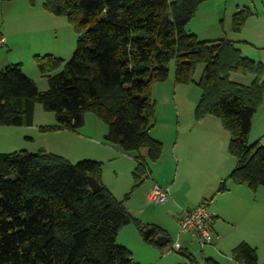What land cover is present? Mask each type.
Listing matches in <instances>:
<instances>
[{"label":"trees","instance_id":"16d2710c","mask_svg":"<svg viewBox=\"0 0 264 264\" xmlns=\"http://www.w3.org/2000/svg\"><path fill=\"white\" fill-rule=\"evenodd\" d=\"M208 1L45 0L47 13L72 25L75 52L66 63L36 56V68L47 81L44 92L19 64L0 71V127L31 126L35 104L54 115L55 125L40 127L47 133L77 132L85 114H92L106 125L103 142L132 156L133 184L119 201L102 184L100 162L70 164L43 151L1 153L0 264H134L129 250L116 242L128 225L145 243L156 246L155 237L164 232L142 225L125 202L149 177L147 162H156L162 153L161 143L149 135L154 113L150 91L167 81L172 60L173 83L200 90L194 120L216 118L228 133L227 152L235 168L227 181L252 192L264 186V148L247 142L264 97V67L243 57L224 35L207 42L185 31ZM252 15L247 8L237 9L231 31L239 33ZM200 64L203 71L196 82L193 75ZM232 73L251 75L253 81L248 86L232 82ZM89 178L98 183L99 192L91 191ZM226 191L222 182L216 192ZM147 227L154 232L144 239ZM177 253L184 264H199L187 250ZM230 258L237 264H257L255 250L245 243L237 245ZM202 264L217 263L203 259Z\"/></svg>","mask_w":264,"mask_h":264},{"label":"rangeland","instance_id":"374dc122","mask_svg":"<svg viewBox=\"0 0 264 264\" xmlns=\"http://www.w3.org/2000/svg\"><path fill=\"white\" fill-rule=\"evenodd\" d=\"M44 2L45 0L0 1V36L5 39L4 45L0 47V71L7 65L19 64L22 72L33 79L39 92L47 89V81L36 68V56L50 55L66 63L75 52L77 40V34L72 25L64 17L47 13L43 7ZM200 7L185 29L186 32L188 29L197 32L199 41H215L213 38H220L223 34L233 40H244L237 43L242 56L264 67V0H210ZM236 8H247L253 14L238 34L231 31V19ZM174 68L175 60H172L168 64V79L173 78ZM202 71L203 65H197L193 75L194 81L199 80ZM58 72L59 70L50 75ZM230 80L248 86L253 81V76L232 73ZM168 85H170L169 82ZM181 87L183 92L177 94L176 102L171 88L165 91L159 88L151 95L154 113L153 126L149 135L153 140L161 143L162 153L156 162H147L151 177H148L142 185L144 190H149L153 187L152 182L157 183L156 186L169 190L171 199L164 205H155L150 202L148 211L145 212L148 217L145 218L155 220L167 228L170 243L164 247L163 253L175 255L179 259V263L176 264H184L185 260L177 251L171 250V245L177 242L178 235V229L175 235L170 231L175 230L171 227L173 223L171 217H175L179 210H184L188 204L195 202H199V205L206 204L208 213L210 209L215 216L222 217L215 220L214 227L220 239L219 245L215 241L211 246L201 250L196 240L189 235L178 237L179 246L187 247L188 253L199 264H202L203 259L213 258L211 257L212 249L217 257H226L231 248L241 243L253 248L256 255L259 254L262 258L264 256V186L252 192L246 185L232 186L227 181L228 175L235 168V160L227 152L229 136L220 121L212 118L221 125L220 136L215 144V151L203 156L200 163L189 157V161L184 162L179 156L178 149L176 157L173 155L172 148L176 139L179 136L181 140L185 134L183 133V125L186 128L185 121L188 120L190 126L193 119L192 109L188 110L186 116V105H190L193 100L198 102L201 94L196 86ZM34 106L33 126L23 128L25 131L20 132L22 137L29 136L33 142L27 141V145L23 144L26 149H16L17 152L26 150L25 152L34 154L40 146H43V140H46L51 150H54L56 146L58 149L55 150L62 152L64 156L62 158L70 164L84 160L100 162L102 184L107 189H113L115 199L120 201L126 192L127 194L130 192L133 184L132 171L136 164L134 168L132 167L133 169H130L131 160L118 158L115 154L104 150L103 146L106 147L107 144L103 142L102 131L98 127L105 129L106 132L105 124L94 115L87 113L84 116L85 125L77 132H45L46 136H44L39 132L40 126L55 125L54 115L45 112L39 104ZM177 112L181 117L179 128ZM250 131L247 138L248 145L258 143L264 148V97L252 117ZM88 136L92 138V142H97V145L86 142L85 138ZM127 157L130 159L132 156ZM216 174L222 178L220 183L225 182L226 192L218 193L217 190L214 191L215 187L214 189L204 188V182H210L212 176ZM142 185L139 190L140 197L143 193ZM181 251L184 250L181 249Z\"/></svg>","mask_w":264,"mask_h":264},{"label":"crops","instance_id":"0c3cea01","mask_svg":"<svg viewBox=\"0 0 264 264\" xmlns=\"http://www.w3.org/2000/svg\"><path fill=\"white\" fill-rule=\"evenodd\" d=\"M199 8H201V7H199ZM237 9L238 8H236V10ZM198 10H200V9H198ZM189 24H190V22H189ZM189 24L186 26V28L189 26ZM187 32L190 34H193V33L196 34L197 36L196 35L195 36L198 39L199 34H197V32H195L191 29H188ZM223 35H225V37L227 39H229L230 41L234 42L236 46L238 45L237 44L238 42L244 41V40H233L231 38H228L226 36V34H223ZM223 35H221L220 38ZM220 38H213V39H215V41H216V40H219ZM237 48H238V46H237ZM25 76H27V74H25ZM27 77L33 81L32 78H30L29 76H27ZM168 82L170 85H168ZM164 84H167V85H164ZM160 86H164V87H160ZM181 86H184V85H175L173 83V78L167 79V81H165L164 83L154 84L151 87L150 96L152 95V92L154 93V91L158 90L159 88H161L160 90H162V91H165L168 88H171V90H173V92H174L173 93L174 94V101L176 102L175 98H176L177 94H180V92H183V89H181L182 88ZM185 86H194V85H185ZM184 88H187V87H184ZM196 103H197V100H196V102H195V100H193V102H191L190 105L185 104L187 106L186 116L188 115V110L190 111V109H192L191 113H193L194 107L196 106ZM176 107L178 110L177 104H176ZM34 109H35V106L33 108V118H32V125L31 126H33V124H34ZM212 118L213 117H205L199 121H195L193 118L190 126L188 124L189 121L188 120L185 121L186 128H184V125H183V131H184L183 133H185L186 136L184 134V136L182 137L181 140H179V136L176 139V142L172 148V152H173L174 157H176V155H177L176 150L178 149V151L180 153L179 156L182 158V160L184 162H188L189 161L188 157H189V159L193 158V160H197L200 163L203 156H205L207 153L215 151V149H216L215 144L218 142V138L220 136L221 125L218 121H216L215 119H212ZM180 119H181V117H180V114L178 113V128L180 127V123H179ZM84 125L85 124H83V126ZM26 127H30V126L0 127V154L1 153L2 154L12 153L11 151L17 152L16 149H26L25 148L26 146L23 147V144L27 145V141H29L31 143L33 142L31 137H29V136H23L22 137V135L20 133L22 131H25V129H23V128H26ZM98 128L100 131H102L101 136L104 137V135L106 134L105 129H101L100 127H98ZM39 132H40V134H44V136H46L45 132H41V131H39ZM60 132H66V131L65 130H59V131H55L54 133H60ZM54 133H51V134H54ZM250 133H251V131H250ZM250 133H249V135H250ZM94 139H96V138H94ZM99 139H101V138H99ZM85 141L90 143V144L97 145V142H95V143L92 142L93 140L90 136L85 138ZM228 141H229V139H228ZM42 145L43 146H40V148L37 150V152L43 151L45 153L54 154V155H57L60 157H64L62 152L55 150V149H58L56 146H55L54 150H51V147H49V142H47L46 140H43ZM227 146H228V144H227ZM103 148H104V150L109 151L112 154H115L118 158H128V160H131L130 165H129L130 169L132 167L134 168L135 163H134L133 159L132 158L129 159V157H127L126 155L119 152L117 148L109 146V145H107L106 147L103 146ZM150 173L151 172L149 169V177H151ZM221 179L222 178L219 177L218 174L212 176V179L210 180V182H206V183L204 182V188L209 187L210 189H214V187H215L214 191H216L217 190L216 187L220 183ZM155 184H157V183L152 182L153 186ZM238 187H240V186H238ZM142 188H143L142 189L143 193L141 194V197L139 194L140 187L137 188L135 191H133L130 194L128 200L125 202L126 210L134 218L139 220L142 225H144V226H156L164 232L161 235L169 237L167 228H165L161 223H159L155 220H150L148 218H145V217H148L147 215H145V212L148 211V208H149L150 202L148 201L147 194L151 188H149V190H144V185H142ZM108 190L115 197V192H113V189H108ZM126 194H127V192H126ZM140 198H141V200H140ZM169 199H171V195H170ZM168 200L164 204H166L168 202ZM164 204H162V205H164ZM199 204H200L199 202L188 204V206H186V208L184 210H179L178 213H176L175 217H171V214H170L171 221L173 222L171 227H172V229H175V230H170V231L173 232L174 235L176 233V230L178 229L177 222H178V219L180 218V216L182 215V211H191L194 208H196ZM166 212L168 213V210H166ZM209 215L211 217V223H212L211 230H212V233L214 235V242L216 241V243H218V242H220V239L214 230V227L216 226L215 220L222 218V217L215 216L213 214V212H210V209H209ZM177 237H179V236L177 235ZM180 237H181V235H180ZM116 242L118 245L123 246L129 250V252L131 253L134 264H176V263H179L178 262L179 259L176 258L175 255L169 254V253L168 254L163 253V249H160V247L152 246V245L145 243L143 240V237L138 232V230H136L134 228L133 225H128V226L124 227L123 229H121L117 234ZM217 245H219V243ZM179 247H180V249L187 250V247H183V248H181V246H179ZM235 247L236 246H234L233 248L230 249L229 254H227L226 257H222V256L217 257L214 253L215 251L212 249L213 253L211 254V257H213V258H211V259H213V261H215L217 264H237L233 260H231V258H230L231 251ZM257 264H264V256L261 258V256L259 254H257Z\"/></svg>","mask_w":264,"mask_h":264},{"label":"built area","instance_id":"2783aa9c","mask_svg":"<svg viewBox=\"0 0 264 264\" xmlns=\"http://www.w3.org/2000/svg\"><path fill=\"white\" fill-rule=\"evenodd\" d=\"M4 42V39L0 36V47L4 45ZM147 198L152 204L162 205L170 198V193L168 189L155 185L149 190ZM177 224L178 236L189 235L196 240L201 250L213 244L214 235L211 230V217L206 204L198 205L191 211H182V215L178 219ZM179 249L177 237V242L171 245V250L178 251Z\"/></svg>","mask_w":264,"mask_h":264},{"label":"water","instance_id":"95a60500","mask_svg":"<svg viewBox=\"0 0 264 264\" xmlns=\"http://www.w3.org/2000/svg\"><path fill=\"white\" fill-rule=\"evenodd\" d=\"M88 183H89V187L93 193L99 192L100 187L94 179L89 178ZM153 232H154V228H148L147 230H145L143 233L144 239H148L152 235ZM154 242H155L156 246L163 247L164 245H166L169 242V239L165 236L158 235L155 237Z\"/></svg>","mask_w":264,"mask_h":264}]
</instances>
